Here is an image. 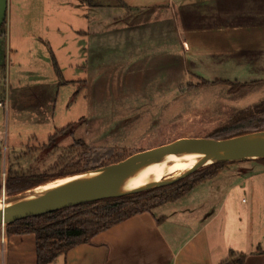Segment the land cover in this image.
Returning a JSON list of instances; mask_svg holds the SVG:
<instances>
[{
    "label": "rangeland",
    "instance_id": "rangeland-1",
    "mask_svg": "<svg viewBox=\"0 0 264 264\" xmlns=\"http://www.w3.org/2000/svg\"><path fill=\"white\" fill-rule=\"evenodd\" d=\"M91 3L101 4L110 16L116 13L115 0ZM86 6L77 0H8L6 35L0 51V199L4 194L9 201L25 196H7L2 186L5 171V183L9 171L24 175L50 171L61 153L75 142L82 141L101 155L115 149L133 156L180 139L207 138L232 117L264 101V66H260L262 70L241 74L235 68L234 77L239 81L228 82L238 83L237 87L212 82L202 85L205 82L197 79L178 80L174 72L183 69L177 57L171 58L169 67L170 89L166 66L155 72L151 81L146 79V70L137 82L127 80L130 67L134 77L136 71L143 69L138 68L137 61L119 68L113 59L103 71L101 68L99 72H86L77 44L71 39L72 31L86 26ZM32 32L43 42L31 39ZM49 48L56 54L62 78L53 68ZM245 67L249 69L248 65ZM104 75L108 88H115L107 97L99 98L97 85ZM88 78L93 81L87 94L81 83ZM69 125L72 128L55 140L58 153L48 154L49 138ZM259 164L229 166L254 169ZM259 170L264 173V168ZM221 178L224 189L214 188V205L208 212L220 211L216 222L226 227L231 218L227 208L231 196L224 200L229 188L226 178ZM252 181L264 197V177L258 175ZM249 195L238 190L233 195L235 204L241 207L244 200L249 205ZM254 220L258 224L264 221V205L261 210L256 209ZM227 251L229 254L231 250Z\"/></svg>",
    "mask_w": 264,
    "mask_h": 264
},
{
    "label": "crops",
    "instance_id": "crops-1",
    "mask_svg": "<svg viewBox=\"0 0 264 264\" xmlns=\"http://www.w3.org/2000/svg\"><path fill=\"white\" fill-rule=\"evenodd\" d=\"M77 1L87 5L86 26L72 31L71 39L86 72L103 71L113 59L119 68L137 61L143 69L134 77L130 67L127 80L137 82L146 74L151 81L166 66L170 89L172 57H177L183 69L174 72L178 80L239 81L234 77L235 68L239 74L263 69L264 0H121L124 5L115 0L113 16L101 4ZM34 32L31 39L43 42ZM49 51L58 63L53 49ZM110 72L116 73L115 69ZM105 75L97 85L99 98L115 88H108ZM58 76L62 78L61 71ZM92 81L88 78L81 83L87 94ZM259 165L254 169L229 166L179 201L131 217L52 264H221L230 259V252L245 255V264H264V221L258 224L254 220L264 197L252 181L258 175L264 177L259 170L264 164ZM220 178L228 182L224 200L231 196L226 227L216 222L220 211L208 212L214 205V188L222 187ZM238 190L250 194L249 205L244 200L241 207L235 204L233 195ZM0 264H37L35 236H8L0 228Z\"/></svg>",
    "mask_w": 264,
    "mask_h": 264
},
{
    "label": "trees",
    "instance_id": "trees-1",
    "mask_svg": "<svg viewBox=\"0 0 264 264\" xmlns=\"http://www.w3.org/2000/svg\"><path fill=\"white\" fill-rule=\"evenodd\" d=\"M119 5H124L118 0ZM6 22L0 29V51L4 42ZM53 68L60 75L56 61ZM210 84L209 82L202 85ZM211 84H228L237 87L238 83L216 81ZM72 128V125L58 131L48 140L49 153H58L55 140ZM264 131V101L232 117L207 138L215 140L228 139L253 132ZM115 149L104 155L96 153L84 142H75L59 156L51 170L44 173L24 175L9 171L5 183L7 196H16L44 185L56 179L87 172L107 165L119 163L128 156ZM104 156L106 158H104ZM264 164L263 160L253 161ZM231 164H216L201 169L191 176L170 186L133 194L120 198L104 199L96 202L65 208L49 214L22 219L5 227L8 236L33 234L36 239L37 264H52L59 257H64L73 248L88 244L100 233L136 215L151 212L166 203L177 202L196 187L212 180ZM246 256L230 253V259L221 264H245Z\"/></svg>",
    "mask_w": 264,
    "mask_h": 264
},
{
    "label": "water",
    "instance_id": "water-1",
    "mask_svg": "<svg viewBox=\"0 0 264 264\" xmlns=\"http://www.w3.org/2000/svg\"><path fill=\"white\" fill-rule=\"evenodd\" d=\"M8 0H0V29L6 20ZM197 156L195 165L178 177L128 189L127 183L140 171L169 157ZM264 159V131L223 140L210 138L180 139L173 143L141 152L127 159L68 176L72 178L56 187L26 195L0 210V228L22 219L41 216L65 208L120 198L175 184L193 173L216 164H234ZM47 184V183H46ZM42 186V185H41ZM38 188V187H37ZM18 196V195H17Z\"/></svg>",
    "mask_w": 264,
    "mask_h": 264
},
{
    "label": "bare ground",
    "instance_id": "bare-ground-1",
    "mask_svg": "<svg viewBox=\"0 0 264 264\" xmlns=\"http://www.w3.org/2000/svg\"><path fill=\"white\" fill-rule=\"evenodd\" d=\"M196 158L198 157L190 155L169 157L160 163L154 164L140 171L134 178L128 181L127 188L134 189L149 183L160 182L165 179L178 177L179 175L189 171L195 165ZM71 179H57L39 186L38 188H34L25 194L28 196L32 193L41 192L61 185ZM11 202L12 200L9 201L6 199L4 194L0 199V210L7 207Z\"/></svg>",
    "mask_w": 264,
    "mask_h": 264
},
{
    "label": "built area",
    "instance_id": "built-area-1",
    "mask_svg": "<svg viewBox=\"0 0 264 264\" xmlns=\"http://www.w3.org/2000/svg\"><path fill=\"white\" fill-rule=\"evenodd\" d=\"M6 170V169H4ZM6 171L2 174V186H5ZM4 229V228H2Z\"/></svg>",
    "mask_w": 264,
    "mask_h": 264
}]
</instances>
